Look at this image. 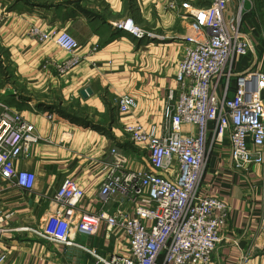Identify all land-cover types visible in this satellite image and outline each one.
Segmentation results:
<instances>
[{
	"label": "crops",
	"instance_id": "0c3cea01",
	"mask_svg": "<svg viewBox=\"0 0 264 264\" xmlns=\"http://www.w3.org/2000/svg\"><path fill=\"white\" fill-rule=\"evenodd\" d=\"M167 1L0 0V9L8 15L0 21V88L6 91L4 100L42 137L32 155L16 163L36 175L34 187L22 190L15 182L0 180V211L9 215L2 224L0 255L6 258L1 264H92L93 257L81 246L55 244L19 228L40 226L57 211L55 194L66 178L85 193L81 209L98 210V193L106 177L103 158L111 144L130 157L131 167H148L145 153L130 141L125 127L139 122L158 136L163 133L168 93L176 87L185 51L183 38L191 33L188 18L167 10ZM210 1L197 0L202 6ZM248 4L243 27L251 48L237 57L236 69L251 66L261 71L264 22L252 0ZM127 19L157 36L137 40L113 28L112 22ZM31 24L69 31L88 59L65 74L44 70L45 59L63 61L68 55L54 41L41 43L30 37ZM125 94L136 99L130 114L118 112L116 98ZM52 112L55 117L49 118ZM201 193L223 198L231 206L230 219L222 228L225 240L212 264H264V164L240 172L231 169L225 139L212 153ZM74 237L104 253L127 251L124 235L108 232L106 222L97 235Z\"/></svg>",
	"mask_w": 264,
	"mask_h": 264
},
{
	"label": "built area",
	"instance_id": "2783aa9c",
	"mask_svg": "<svg viewBox=\"0 0 264 264\" xmlns=\"http://www.w3.org/2000/svg\"><path fill=\"white\" fill-rule=\"evenodd\" d=\"M231 2L235 8L230 12ZM248 2L211 0L202 6L197 0H168L167 10L186 16L191 33L183 38L185 51L176 87L168 93L163 133L158 136L139 122L125 127L130 141L145 153L148 167H131L130 157L111 144L103 158L106 177L98 193V210L81 209L85 193L66 178L55 194L57 211L44 224L19 230L55 244L81 246L93 257L92 264H212L231 213L228 201L201 193L212 153L228 139L231 169L240 172L264 164V70L236 69L237 57L251 48L243 27ZM7 17L0 9V21ZM112 26L137 40L157 36L133 19ZM28 35L41 43L54 41L68 55L63 61L45 59L44 70L65 74L89 57L80 53L78 40L65 29L31 24ZM4 95L0 88V180L31 190L36 175L16 163L29 158L42 137ZM116 101L120 114L136 108L132 95H120ZM47 116L54 118L55 113ZM8 216L0 211V240ZM102 222L108 232L124 235L125 254L104 253L72 236L97 235ZM5 258L0 255V264Z\"/></svg>",
	"mask_w": 264,
	"mask_h": 264
},
{
	"label": "rangeland",
	"instance_id": "374dc122",
	"mask_svg": "<svg viewBox=\"0 0 264 264\" xmlns=\"http://www.w3.org/2000/svg\"><path fill=\"white\" fill-rule=\"evenodd\" d=\"M248 4V3H247ZM253 6V10L255 11L256 14H258L262 21L264 22V2L261 0H252V4ZM250 7V4L246 5V8ZM77 232H73L72 236L74 237L75 235H77Z\"/></svg>",
	"mask_w": 264,
	"mask_h": 264
},
{
	"label": "water",
	"instance_id": "95a60500",
	"mask_svg": "<svg viewBox=\"0 0 264 264\" xmlns=\"http://www.w3.org/2000/svg\"><path fill=\"white\" fill-rule=\"evenodd\" d=\"M233 11V8L230 9V12ZM88 93H91V89H87Z\"/></svg>",
	"mask_w": 264,
	"mask_h": 264
}]
</instances>
